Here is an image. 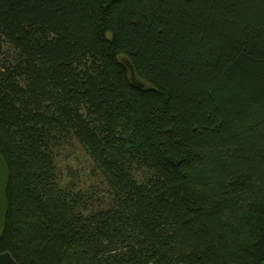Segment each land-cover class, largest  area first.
<instances>
[{"label":"trees","instance_id":"1","mask_svg":"<svg viewBox=\"0 0 264 264\" xmlns=\"http://www.w3.org/2000/svg\"><path fill=\"white\" fill-rule=\"evenodd\" d=\"M0 152L19 264H264V0H0Z\"/></svg>","mask_w":264,"mask_h":264},{"label":"rangeland","instance_id":"2","mask_svg":"<svg viewBox=\"0 0 264 264\" xmlns=\"http://www.w3.org/2000/svg\"><path fill=\"white\" fill-rule=\"evenodd\" d=\"M55 155L60 185L75 192L81 191L88 196L102 198L104 203L96 199L93 203L97 207H104L108 189L87 151L75 141L59 147ZM133 173L140 182H145L152 176L146 169L138 167L134 168Z\"/></svg>","mask_w":264,"mask_h":264},{"label":"water","instance_id":"3","mask_svg":"<svg viewBox=\"0 0 264 264\" xmlns=\"http://www.w3.org/2000/svg\"><path fill=\"white\" fill-rule=\"evenodd\" d=\"M117 1V0H113ZM121 61L130 71V80L133 85L140 89L150 88L147 82L143 81L137 75L133 64L125 57H121ZM11 173L9 166L0 152V238L3 236L6 226L7 218L10 210L8 191L10 187ZM0 264H19L10 252L0 254Z\"/></svg>","mask_w":264,"mask_h":264}]
</instances>
